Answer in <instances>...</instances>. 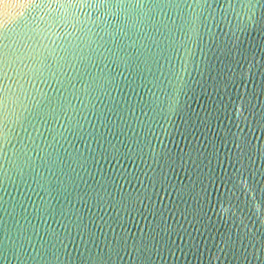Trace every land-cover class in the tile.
Instances as JSON below:
<instances>
[{
    "label": "water",
    "instance_id": "obj_1",
    "mask_svg": "<svg viewBox=\"0 0 264 264\" xmlns=\"http://www.w3.org/2000/svg\"><path fill=\"white\" fill-rule=\"evenodd\" d=\"M0 264H264V0H0Z\"/></svg>",
    "mask_w": 264,
    "mask_h": 264
}]
</instances>
